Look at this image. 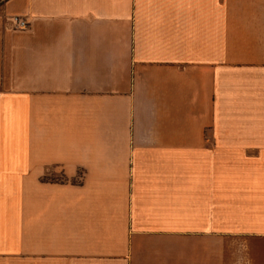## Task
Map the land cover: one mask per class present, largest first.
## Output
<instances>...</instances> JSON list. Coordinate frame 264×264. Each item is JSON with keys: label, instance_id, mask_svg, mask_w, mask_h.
Listing matches in <instances>:
<instances>
[{"label": "crops", "instance_id": "obj_1", "mask_svg": "<svg viewBox=\"0 0 264 264\" xmlns=\"http://www.w3.org/2000/svg\"><path fill=\"white\" fill-rule=\"evenodd\" d=\"M0 264H264V0H0Z\"/></svg>", "mask_w": 264, "mask_h": 264}, {"label": "rangeland", "instance_id": "obj_2", "mask_svg": "<svg viewBox=\"0 0 264 264\" xmlns=\"http://www.w3.org/2000/svg\"><path fill=\"white\" fill-rule=\"evenodd\" d=\"M15 18H19V17H15ZM20 19H21V18H20ZM13 22H14V18H13ZM13 24H14V26H15L18 30H21V29L17 26L16 23H13ZM225 171H227V170H226V169H222V176H226V175H227V172H225ZM192 189H193V187H192L191 185H189V187H188V190H189L188 197H187V195H186V196H184V198H185L186 200L190 201L191 203L195 204V203H196V200L193 199L194 195H193V193H192ZM221 192H222V195L227 194V189H226V190H221ZM222 200H223V199H222ZM194 202H195V203H194ZM200 204L202 205V207L205 206V205H203V203H200Z\"/></svg>", "mask_w": 264, "mask_h": 264}, {"label": "built area", "instance_id": "obj_3", "mask_svg": "<svg viewBox=\"0 0 264 264\" xmlns=\"http://www.w3.org/2000/svg\"><path fill=\"white\" fill-rule=\"evenodd\" d=\"M14 23H16L21 30H26L29 27L28 21L20 18H14Z\"/></svg>", "mask_w": 264, "mask_h": 264}]
</instances>
